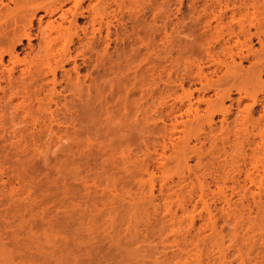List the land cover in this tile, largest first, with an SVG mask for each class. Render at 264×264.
Wrapping results in <instances>:
<instances>
[{
	"label": "rangeland",
	"instance_id": "374dc122",
	"mask_svg": "<svg viewBox=\"0 0 264 264\" xmlns=\"http://www.w3.org/2000/svg\"><path fill=\"white\" fill-rule=\"evenodd\" d=\"M0 1L3 47L37 5L60 20L89 2ZM107 1L109 55L80 47L81 17L3 56L0 264H264V0ZM65 45L80 82L56 67L62 110L12 121L5 69L46 71Z\"/></svg>",
	"mask_w": 264,
	"mask_h": 264
},
{
	"label": "bare ground",
	"instance_id": "6f19581e",
	"mask_svg": "<svg viewBox=\"0 0 264 264\" xmlns=\"http://www.w3.org/2000/svg\"><path fill=\"white\" fill-rule=\"evenodd\" d=\"M63 1V0H62ZM116 2L119 0H115ZM2 3V1H0ZM108 1L107 0H89L87 3L86 7H80L79 2V7L76 6L75 11L70 12V18L64 17V14H60L62 17L60 20L55 19V11L48 6L47 4H39L37 5L36 9L30 13L26 18L24 22V32L22 35H14L12 42L8 45V47H3L1 46V42L3 41L2 37H6V32L0 31V64L3 63V56L4 54H8L11 58L15 56L17 52V46H22V48H30L33 49V45L31 43V40L33 38H36L38 41V44L41 45V43L46 42L47 44L51 43L52 40L55 38L53 35V32L59 33L62 29V22L67 20L69 24L72 23H77L79 18H86V21L88 20L89 26H91V35L84 36L85 39L79 40L80 47L81 48H86L90 50L91 52H94L97 56V52L101 58L109 55L108 49H107V41L109 40V35L110 31L109 28L107 27V32L102 36V33L100 32V28L95 27L96 24L100 20H97L96 18L100 16L101 14L104 15V12L106 10L105 7L108 6ZM76 5V3H75ZM117 5L119 6V2H117ZM54 11V12H53ZM108 13V12H107ZM59 15V16H60ZM216 16H219L215 14ZM97 16V17H96ZM96 17V18H95ZM220 17V16H219ZM102 18V17H101ZM99 17V19H101ZM137 19V18H136ZM97 22H96V21ZM102 21V20H101ZM95 22V23H94ZM103 22V21H102ZM101 22V23H102ZM107 22V21H106ZM100 23V22H99ZM98 23V24H99ZM109 23V22H108ZM107 23L106 26L109 24ZM250 29H248L249 32ZM233 31V30H231ZM245 31V30H244ZM96 33L98 34V37L96 36ZM233 33V32H229ZM249 32L248 34H250ZM23 38L26 39V43H23ZM102 44V48L99 49V44ZM67 45L63 48V51L58 54L52 53V58L55 59L56 65L52 67L51 65L48 66L46 71H40V70H35V71H23L19 72L18 74H15L12 69H5V74L6 78L5 81L8 83L10 90L12 93L19 95L20 94V102L17 106H14V115H12L11 120L14 121L15 118H19L20 121H25L27 118H30V121H32L33 124H36L35 122V116L40 114H47L50 118L53 116L52 113L54 112L55 109H51L50 102H54L56 105V110L58 111L59 109L62 110V107L60 106V100L59 98L54 99L52 98L53 95L58 96V91H56L55 84V73H56V67H59L61 69V74L62 76L65 77V79L70 82V84H78L79 81V66L75 62V59H73V64L72 67L69 69L64 68V63L68 62L70 58H73L71 56L69 48H66ZM43 49L40 47L37 52H41ZM47 52V49H45ZM136 52H139V49L136 50ZM98 57V56H97ZM120 57V56H119ZM49 58V57H48ZM90 59V58H89ZM121 59V57L119 58ZM85 60V59H83ZM123 61V59H121ZM92 67H97V62L91 61ZM104 64V63H103ZM112 69V64L109 65V70ZM75 74V78L72 77V73ZM48 74H51V77L48 76ZM252 76L253 79H255L256 75H250ZM255 76V77H254ZM4 77V76H3ZM52 83L50 85V82ZM46 90L45 95L46 96H40L42 90ZM48 96V97H47ZM46 97V98H45ZM44 98L47 101H44ZM93 97H90L92 99ZM65 110H66V104L62 105ZM262 111L264 109L262 108ZM63 114H65V111H61ZM36 126V125H35ZM21 129L18 130H11L10 135L17 137L18 139H21L22 135L20 134ZM127 144V143H126ZM231 162L229 164L230 166V171L234 173L236 171V167L232 164ZM223 169V167H222ZM225 169V168H224ZM264 170V168H263ZM224 173L226 174V178L229 177V179L234 180V175L233 174H228L230 171L227 169L223 170ZM223 173V175H224ZM230 175V176H229ZM232 175V176H231ZM225 176L221 177V181L225 182L226 179ZM228 180V179H227ZM222 184L224 185L225 183ZM251 182H253V179L251 178ZM199 188H200V199L202 200L203 207L207 210L206 218L212 219L215 218L214 214L211 213L210 207L206 201L205 198V185L201 181L199 182ZM222 185V186H223ZM222 200V199H221ZM227 200V198L225 199ZM225 200H223L225 202ZM227 202V201H226ZM225 202V203H226ZM228 203V202H227ZM179 204L184 208L185 207V202L183 199L179 200ZM227 213H225L226 215ZM236 214V213H235ZM232 214L234 219H239L242 218L239 216L241 213ZM227 217H231V214L228 213L226 215ZM244 216V215H242ZM229 217V218H230ZM147 219H150V215H146ZM244 218V217H243ZM233 219V218H232ZM211 220V221H212ZM215 220V219H214Z\"/></svg>",
	"mask_w": 264,
	"mask_h": 264
}]
</instances>
